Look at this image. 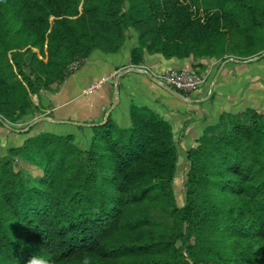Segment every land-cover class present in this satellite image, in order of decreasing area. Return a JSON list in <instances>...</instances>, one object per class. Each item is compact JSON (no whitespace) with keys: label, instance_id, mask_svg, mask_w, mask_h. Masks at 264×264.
Here are the masks:
<instances>
[{"label":"trees","instance_id":"obj_1","mask_svg":"<svg viewBox=\"0 0 264 264\" xmlns=\"http://www.w3.org/2000/svg\"><path fill=\"white\" fill-rule=\"evenodd\" d=\"M130 29L134 65L145 50L261 56L264 0H0V124L29 115L74 62L119 51ZM130 118L93 126L88 149L43 132L0 156V264H264V114L205 129L186 154L183 205L172 124L137 105ZM28 154L37 175L12 160Z\"/></svg>","mask_w":264,"mask_h":264},{"label":"crops","instance_id":"obj_2","mask_svg":"<svg viewBox=\"0 0 264 264\" xmlns=\"http://www.w3.org/2000/svg\"><path fill=\"white\" fill-rule=\"evenodd\" d=\"M139 46L137 39L128 38L117 52L93 51L80 67L81 71L77 72L79 68L54 91L41 93L39 105L43 103L46 117L33 122L29 114L17 122L20 126L28 125L29 130L0 124V149L21 146L29 136L39 134L38 127L45 122L73 124L77 127L75 134L81 132L80 126L93 130L92 127L106 117L122 127H129L131 108L137 105L149 107L169 121L178 148L179 136L189 151L197 146L203 134L199 131L218 124L224 115L229 120V114L241 115L249 109L258 111L264 102V62L229 60V54L225 55L226 60L194 55L167 58L145 50L143 63L134 65L131 53ZM119 68L125 71L117 77V83L106 81L93 91L103 77H110ZM167 70L202 72L207 81L190 97L183 92L185 98L175 96L158 81Z\"/></svg>","mask_w":264,"mask_h":264},{"label":"rangeland","instance_id":"obj_3","mask_svg":"<svg viewBox=\"0 0 264 264\" xmlns=\"http://www.w3.org/2000/svg\"><path fill=\"white\" fill-rule=\"evenodd\" d=\"M128 38L137 39L139 41V44H140L139 34L136 32L135 29H130L129 30L125 40H127ZM230 59H238L240 61H246V60H249V59H255V61L264 62V53L261 56H260V54H258L256 56L250 57V58H240V57H235V56L229 55V60ZM82 64H84L83 61L74 62L73 64H71L69 66V68L67 69V73L68 74L70 73L69 76H71L80 67H82ZM82 69L83 68H80L77 72L81 71ZM119 69H123V71L121 73H123L125 71V68H119ZM200 73L202 74V72H200ZM103 78L101 79L102 84L105 83L106 81H109V82H112V83H117V79H115V80H111V79L110 80H107V79L103 80ZM206 81H207V79H206ZM206 81H205V83H206ZM102 84L99 85V87H101ZM53 86H56V83L53 84ZM99 87L97 86V88H99ZM45 91H49V90L44 89V90L41 91V93L45 92ZM88 93L89 92H84V94H88ZM259 97L260 98L262 97L261 94H260ZM32 98H33V100L35 102V108L30 113V115H32L31 120L33 122H36L38 119L39 120L43 119V117H46V116L43 113L44 112L43 111V107H44L43 103L41 104L43 107L41 105H39L40 104L39 99H41V97H39L38 95L34 94V95H32ZM259 106H260L259 107L260 109L258 111L259 112H263V114H264V102H263L262 105L260 104ZM0 118H1V115H0ZM5 123H7V125H9L11 127H16V128L21 129V130H23V129L29 130L30 129L28 125L20 126L17 123H9V122H5ZM93 125H95V124H93ZM38 128L41 130L40 133H43V132H54V133L61 134V135L62 134L63 135H67V134L75 135V137H76V142L75 143H77L78 146L83 148V149H88L89 148L91 140H92V138L94 136V131L93 130H88L87 127H84V126H80L81 132L79 133V131H78V133L75 134L76 131H77V127L75 125H73V124L45 122V123L41 124V126H39ZM203 132H204V130H203ZM203 132L199 131L200 134H202ZM29 137H31V136H29ZM178 141H179V148H180V158H179L178 169H177V174H176V178H175V190H176V194H177L179 205H183L184 197H185V182H186V179H187V172H188V169H189V162H188L187 155H186L187 154L186 146H184L181 143L179 136H178ZM14 147H19V146H12V147L5 146L4 148L0 149V156H2V157H10V150H11V148H14ZM36 157L32 156L31 154H28L27 156L26 155H22V156H18V157H12V160H13L14 164L16 165V167L17 168H21L24 171L25 174H29L30 173L32 175H37V174L40 173V169L42 167L41 166L42 165V160L37 161ZM32 160H34L35 162L32 161ZM156 216H157L158 219H160L162 221L166 220V218L160 217V215H156Z\"/></svg>","mask_w":264,"mask_h":264},{"label":"built area","instance_id":"obj_4","mask_svg":"<svg viewBox=\"0 0 264 264\" xmlns=\"http://www.w3.org/2000/svg\"><path fill=\"white\" fill-rule=\"evenodd\" d=\"M122 71L123 69H117L111 74L110 77H104L103 80H115ZM158 78L159 83H161L162 85L173 87L190 97L201 88V86L205 83L207 76L205 74H201L198 71L167 70ZM101 84V81L98 82L93 88V91L97 88V86L99 87V85Z\"/></svg>","mask_w":264,"mask_h":264},{"label":"water","instance_id":"obj_5","mask_svg":"<svg viewBox=\"0 0 264 264\" xmlns=\"http://www.w3.org/2000/svg\"><path fill=\"white\" fill-rule=\"evenodd\" d=\"M122 76H124V75H122ZM164 86V88H166V90H168L171 94H173V95H175V96H179V97H184L185 98V95L181 92V91H179V90H177V89H175V88H173V87H170V86H166V85H163ZM117 96H118V99H119V90H117ZM0 120H1V118H0ZM108 120V117H106L105 118V120L104 119H101V123H104L105 121H107Z\"/></svg>","mask_w":264,"mask_h":264},{"label":"clouds","instance_id":"obj_6","mask_svg":"<svg viewBox=\"0 0 264 264\" xmlns=\"http://www.w3.org/2000/svg\"><path fill=\"white\" fill-rule=\"evenodd\" d=\"M29 264H47V262H46L45 260H43V259H36V258H33V259L29 262ZM83 264H89V261H88V258H87V257H85V258L83 259Z\"/></svg>","mask_w":264,"mask_h":264}]
</instances>
